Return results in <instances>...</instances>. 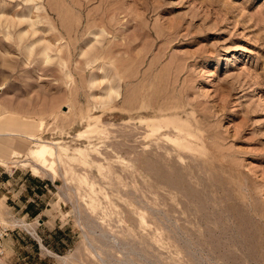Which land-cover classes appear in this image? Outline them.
<instances>
[{"label": "rangeland", "instance_id": "1", "mask_svg": "<svg viewBox=\"0 0 264 264\" xmlns=\"http://www.w3.org/2000/svg\"><path fill=\"white\" fill-rule=\"evenodd\" d=\"M1 144L0 264H264V0H0Z\"/></svg>", "mask_w": 264, "mask_h": 264}, {"label": "built area", "instance_id": "2", "mask_svg": "<svg viewBox=\"0 0 264 264\" xmlns=\"http://www.w3.org/2000/svg\"><path fill=\"white\" fill-rule=\"evenodd\" d=\"M10 228L0 221V258L5 254V239L9 235Z\"/></svg>", "mask_w": 264, "mask_h": 264}, {"label": "bare ground", "instance_id": "3", "mask_svg": "<svg viewBox=\"0 0 264 264\" xmlns=\"http://www.w3.org/2000/svg\"><path fill=\"white\" fill-rule=\"evenodd\" d=\"M32 23H34V22H32ZM32 26H33L34 29H35V24H32ZM35 31H37V29H35ZM35 31H34V32H35ZM46 45H49L50 47H49V46H48V47L46 46L47 48L45 47V48L43 49L44 52H43V51H42V52L45 54V55L43 54L44 57H45V59H46V60H49L50 57H51V55H49V54H50V53H49L50 51L47 50V49L51 48V44H46ZM60 46H61V45H60ZM45 49H46V50H45ZM50 50H51V49H50ZM58 50H59V49H58ZM46 60H45V61H46ZM106 72H107V71H106ZM106 72H105V73H106ZM106 75H108V74H106ZM105 77H106V76H105ZM111 85H113V84H111ZM115 85H117V84H115ZM115 85H114V86H115ZM112 87H113V86H111V89H113ZM119 88H120V86L117 87L118 93H119V91H120ZM109 89H110V86H109ZM113 90H114V89H113ZM113 90H112V92H113ZM109 92H111V91L109 90ZM109 92H108V93H109ZM108 93H107V94H108ZM118 93L116 94V91H114V94H116V96L118 95ZM112 94H113V93H112ZM119 95H120V93H119ZM107 96H108V95H107ZM110 97H112V95H111Z\"/></svg>", "mask_w": 264, "mask_h": 264}, {"label": "crops", "instance_id": "4", "mask_svg": "<svg viewBox=\"0 0 264 264\" xmlns=\"http://www.w3.org/2000/svg\"><path fill=\"white\" fill-rule=\"evenodd\" d=\"M11 149H12V147H10V146H7V145H0V156H7L8 155V153H10V151H11ZM16 151V150H15ZM17 152V151H16ZM30 206H32L31 204H30Z\"/></svg>", "mask_w": 264, "mask_h": 264}]
</instances>
